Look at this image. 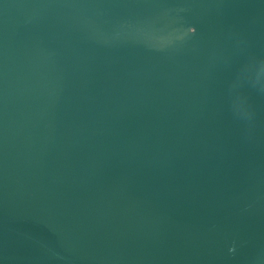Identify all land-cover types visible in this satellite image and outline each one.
Returning <instances> with one entry per match:
<instances>
[{"label": "water", "instance_id": "obj_1", "mask_svg": "<svg viewBox=\"0 0 264 264\" xmlns=\"http://www.w3.org/2000/svg\"><path fill=\"white\" fill-rule=\"evenodd\" d=\"M0 264H264V0H0Z\"/></svg>", "mask_w": 264, "mask_h": 264}]
</instances>
